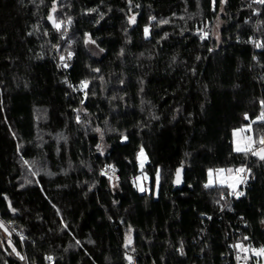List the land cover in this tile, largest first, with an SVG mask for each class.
<instances>
[{"label": "trees", "instance_id": "1", "mask_svg": "<svg viewBox=\"0 0 264 264\" xmlns=\"http://www.w3.org/2000/svg\"><path fill=\"white\" fill-rule=\"evenodd\" d=\"M257 44V0H0V264H233L237 232L264 245V160L232 144L264 138ZM245 166L219 214L233 190L207 172Z\"/></svg>", "mask_w": 264, "mask_h": 264}, {"label": "snow or ice", "instance_id": "2", "mask_svg": "<svg viewBox=\"0 0 264 264\" xmlns=\"http://www.w3.org/2000/svg\"><path fill=\"white\" fill-rule=\"evenodd\" d=\"M257 2L264 3V0H257ZM55 11H56V9H55V7H53V12H55ZM49 20H51L53 22V26L57 30L60 29L61 23L56 22V20L54 19V17L52 15L49 16ZM67 22L68 23H71V19L69 18V20ZM167 22L168 21H162V23H167ZM129 23L130 24L131 23H135V17L134 16L129 18ZM144 33H145V36L147 37L148 34H149V29L147 27H145ZM85 35L87 37V34H85ZM206 35L207 34L205 33L204 35H202L201 38L204 39L206 37ZM89 42H93L94 43V41H91L90 38H87L85 40V43H89ZM261 46H264V45L257 44V47H261ZM101 51H103V50L101 49ZM67 58L68 59L71 58V53L68 54V57ZM60 59H61V61H64L65 60V57L61 56ZM65 66H67V65H65ZM80 86H81L82 89L83 88H87L88 81H81V85ZM261 103H262V105H264V101H262ZM245 118L247 119V116H245ZM258 119H264V113H262L261 116L258 117ZM240 131H243V130L241 129ZM233 135L235 136L236 135V132H234ZM260 143L261 144H264V138H261ZM97 147L99 148L100 146L97 145ZM234 150L237 151V152H240V151L248 152V151H251V146L249 145L246 148H241V147L237 146V147H235ZM252 154L253 155H259L260 158L262 160H264V148L260 149L259 151H253ZM137 158L140 160V167H141V169H143L144 163L147 160V157L144 154L143 148L140 149V152L138 153V157ZM109 167L111 168V166H109ZM112 171L114 172L115 169L112 168ZM225 171H227V173H229V176L226 177V178H221L223 176V173ZM233 171H235V174H236L235 176L232 175ZM245 171L246 170L244 168H238V169H235V170H233V169H227V170L217 169V170H215V175L217 177V180L215 182H217V183H219L221 185H226L227 187L231 188L233 191L231 193H229L230 195L231 194H235L237 197L242 196L243 193L242 192H236L235 191V188H236V185L237 184L243 183L244 180L246 179V177H240L239 176L240 173H244ZM180 175H181V170L180 169H177V172H176V181H175L177 184H179L181 182ZM144 179H147V177H144ZM157 179H158V176H157ZM136 180L139 181L140 180V177H137ZM228 180H233L234 183H228L227 182ZM213 183H214V181H213V171L212 170H209V182H208V184L205 185V187H210V186H212ZM140 191H144V188L142 186H140ZM221 198H223V196ZM0 227H2V225H0ZM245 239H247V237H245ZM130 243H131V236L129 235V236L126 237V246L128 244H130ZM233 247H235V248H237V249H239L241 251H245V252L248 251V249L247 248H244V246L242 244H236V245H233ZM252 251H253L254 255H256V256H264V248H261V249H253ZM244 258L247 259L248 257L245 256ZM48 259H51V257H49Z\"/></svg>", "mask_w": 264, "mask_h": 264}, {"label": "built area", "instance_id": "3", "mask_svg": "<svg viewBox=\"0 0 264 264\" xmlns=\"http://www.w3.org/2000/svg\"><path fill=\"white\" fill-rule=\"evenodd\" d=\"M246 171L244 173H240V177H246L243 183H239L238 188L235 190L236 192H239V188L246 185L249 175V170L245 166L243 167ZM235 194L229 195V197H223L222 203L219 205L218 212L219 214L223 215L224 212L228 209V205L230 202V199L234 197ZM236 244H242L244 248H247L248 251H241L233 245ZM228 246L231 249L232 255H233V264H262V259L264 256H256L253 253V249H261L264 248V245H254L252 242L245 239V236L243 237L240 232L236 233V236H233V238L230 239L228 242ZM247 256L248 258L245 259L244 257Z\"/></svg>", "mask_w": 264, "mask_h": 264}, {"label": "rangeland", "instance_id": "4", "mask_svg": "<svg viewBox=\"0 0 264 264\" xmlns=\"http://www.w3.org/2000/svg\"><path fill=\"white\" fill-rule=\"evenodd\" d=\"M241 129H242L243 131H240ZM241 129L238 128V129L233 130V132H232V144H233V149H235V147H237V146H239V147H241V148H246V147H248V146L250 145V146H251V151H248V152L240 151V152L251 153V152H253V151H258L259 149H261V148L264 147V144L257 143V142L255 141V138H254V136H253V132H252L251 126H246V127L241 128ZM234 132H236V135H235V136L233 135ZM234 151H235V150H234ZM139 152H140V150H139ZM139 152H138V153H139ZM236 152H237V151H236ZM144 154H145V153H144ZM137 157H138V154H137ZM138 161H139V163H140V160H139V159H138ZM146 162H147V160H146ZM227 169H233V170H235V168H227ZM227 169H224V170H227ZM236 169H237V168H236ZM215 170H217V169L212 170V171H213V181H214V183H213L212 185L226 186V185H221V184L215 182V181L217 180V177H216V175H215ZM232 175H233V176L236 175V174H235V171H233ZM228 176H229V173H227V171H225V172L223 173V176H222L221 178H226V177H228ZM208 182H209V171L207 172V182H206V184H208ZM227 182H228V183H234L233 180H228ZM238 185H239V184L236 185V188L238 187ZM140 186H142V185H137L139 191H140ZM228 188H229V187H228ZM236 188H235V189H236ZM229 189H231V188H229ZM231 190H232V189H231ZM9 245H10V247L14 250V252H15L16 254H18V253L15 251V249L13 248L11 242L9 243Z\"/></svg>", "mask_w": 264, "mask_h": 264}, {"label": "water", "instance_id": "5", "mask_svg": "<svg viewBox=\"0 0 264 264\" xmlns=\"http://www.w3.org/2000/svg\"><path fill=\"white\" fill-rule=\"evenodd\" d=\"M262 149V148H261ZM260 150V149H259ZM258 150V151H259ZM256 157L258 158V159H261L260 158V156L259 155H256ZM180 179H181V175H180ZM176 176H175V180H174V182H173V185H174V188H179L180 186H182V179H181V182L179 183V184H177L176 182ZM130 258V259H129ZM126 261L128 262V263H132L133 262V260H132V256L131 255H126ZM262 264H264V257H263V259H262Z\"/></svg>", "mask_w": 264, "mask_h": 264}]
</instances>
